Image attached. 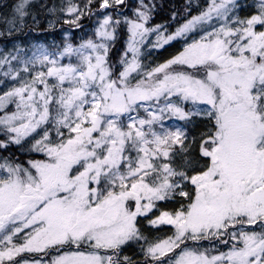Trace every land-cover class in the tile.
<instances>
[{
	"label": "snow or ice",
	"instance_id": "snow-or-ice-1",
	"mask_svg": "<svg viewBox=\"0 0 264 264\" xmlns=\"http://www.w3.org/2000/svg\"><path fill=\"white\" fill-rule=\"evenodd\" d=\"M164 8L0 13V264H264V0Z\"/></svg>",
	"mask_w": 264,
	"mask_h": 264
},
{
	"label": "trees",
	"instance_id": "trees-1",
	"mask_svg": "<svg viewBox=\"0 0 264 264\" xmlns=\"http://www.w3.org/2000/svg\"><path fill=\"white\" fill-rule=\"evenodd\" d=\"M170 1H172L174 5L172 7H166L165 6L164 10L161 12V18H167V13H168L169 9H171L173 7L177 8V9L182 8L183 5L187 2V0H170ZM13 2H14V0H8V1H1L0 0V13H3L6 10V7L8 5H11ZM162 3L164 4L163 1H162ZM200 3H203V0H200ZM193 4L195 5V0H193ZM32 35L42 37V35L39 34L38 32L33 33ZM49 42H50V40H49ZM123 45H124L123 38H118V42H117L116 46L112 49V52H111V55H112L114 60L118 57V52H119V50L122 49Z\"/></svg>",
	"mask_w": 264,
	"mask_h": 264
},
{
	"label": "bare ground",
	"instance_id": "bare-ground-1",
	"mask_svg": "<svg viewBox=\"0 0 264 264\" xmlns=\"http://www.w3.org/2000/svg\"><path fill=\"white\" fill-rule=\"evenodd\" d=\"M1 1H8V0H1ZM164 2V4H165V6L166 7H172L174 4H173V2L172 1H170V0H161V2ZM57 2H58V0H57ZM46 27V26H45ZM39 33V32H38ZM39 34H41V33H39ZM42 35V34H41ZM43 38V37H42ZM54 38V37H53ZM51 38H49V40H50Z\"/></svg>",
	"mask_w": 264,
	"mask_h": 264
}]
</instances>
